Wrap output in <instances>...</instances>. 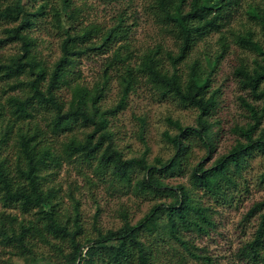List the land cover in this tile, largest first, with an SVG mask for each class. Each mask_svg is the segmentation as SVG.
I'll return each mask as SVG.
<instances>
[{
  "label": "trees",
  "instance_id": "obj_1",
  "mask_svg": "<svg viewBox=\"0 0 264 264\" xmlns=\"http://www.w3.org/2000/svg\"><path fill=\"white\" fill-rule=\"evenodd\" d=\"M56 1L58 3L27 0L28 8L32 10L28 11L23 0H0V205L14 209L19 215L17 218L16 215L0 214V249L16 258L30 256L32 259L33 248L40 244L59 255L62 264H152L149 248L137 239L140 229L154 227V219L164 214L165 231L178 240L177 227L201 230L195 220L186 217L188 212L205 221L202 215L204 209L191 205L182 187L165 186L159 181L163 174L172 176L178 172L179 163L187 153L186 148L178 135L168 137L164 132L163 136L174 147V154L163 163L155 159L153 164H146L143 156L122 159L111 147L110 133L103 130L106 120L103 113L94 107L102 90L88 92L76 84L69 86L67 76L72 73L75 58L86 48L95 47L90 42L93 36L104 45L122 33V18L116 15V23L109 29L74 24L76 11L70 7L69 0ZM103 1L117 3L123 0ZM242 5L246 21L258 28L264 40V0H151L148 7L159 26L167 27L177 45L175 54L163 53L171 66L170 71L158 67L159 61L154 57L158 48L154 47L143 53L135 70L123 63L127 59L125 53L121 56L112 51L102 72V76L106 77L109 67L121 63V72L117 74L121 98L115 109L122 106L123 97L134 88L136 73L143 76L161 97H174L180 104L195 108V128L174 126L179 135L197 136L207 149L206 118L213 108L215 91L209 89V78L203 75L198 59L185 66L183 82L179 80L174 66L184 61L197 42L211 34L217 35L219 53L227 47L226 33L233 45L251 54L249 62L238 59L232 70L237 88L250 97L248 101L237 97L248 122L232 128V132L243 142L236 139L227 153L214 160L207 169L194 166L189 181L192 189L215 190L218 181L226 179L229 165L237 171L252 149L264 151V41L262 44L253 38L254 32L247 22L244 25L248 27L242 30L230 26ZM37 19L46 21L59 38V56L49 70L40 66L31 53V39L27 32L34 27ZM9 44H16L15 51L6 53L4 50ZM219 53L212 59L206 57L205 66L212 69ZM61 85L68 86L70 91L64 110L54 96V91ZM86 99L92 105L90 112L84 107ZM46 106L52 108L53 116L40 126L34 120V114ZM167 122L171 123L168 119ZM87 124L92 128L81 139L74 134L69 135L57 143L58 151L52 149L55 141L53 134ZM254 131L258 132L256 136ZM102 141L107 143L97 154ZM70 160L88 164L93 160V172L109 175L132 193L164 194L171 197L172 202L153 205L136 224L128 225L123 221L115 230L98 231L95 237L84 238L82 245L77 240L80 226L76 209L73 207L69 221L60 219L56 211L59 204L56 190L48 185L51 183L49 177L60 163ZM136 168L144 174L141 179L133 181L130 173ZM261 177L264 178V171ZM38 193L43 194L45 207L39 205L32 210L29 198ZM249 216H255L254 230L250 239L237 248L235 256L245 264H264V199L251 205L245 217ZM180 244L187 250L185 243ZM203 259L209 263L207 258ZM0 264L12 263L5 260Z\"/></svg>",
  "mask_w": 264,
  "mask_h": 264
},
{
  "label": "rangeland",
  "instance_id": "obj_2",
  "mask_svg": "<svg viewBox=\"0 0 264 264\" xmlns=\"http://www.w3.org/2000/svg\"><path fill=\"white\" fill-rule=\"evenodd\" d=\"M150 1L123 0L109 3L103 0H69L70 7H74L76 11L74 24H89L100 30L109 29L116 23L115 16L119 14L122 18L120 22L122 33L104 45L100 39L93 36L90 42L95 47L89 50L86 48L75 58L71 67L72 73L67 76L68 85L76 84L86 88L88 92L93 89L102 90L94 107L99 113H103L106 120L103 130L110 133L111 147L122 159H138L143 156L146 164H153L155 159L163 163L174 154V147L163 136L164 132L168 137L178 135L186 148L187 153L179 163L178 172L172 176L163 174L159 181L165 186L182 187L191 205L204 209L202 215L205 221L195 213L188 212L186 217L195 220L201 230L177 227L178 240L165 231L164 214L154 219V227L140 229L137 239L149 248L152 264H245L236 258L235 253L241 244L250 239L254 230L255 216L245 217L247 210L253 203L264 199V178L261 177L264 171V151L252 149L237 171L229 165L225 172L226 179H220L215 190L207 192L202 188L192 189L189 181L194 166L207 169L214 160L227 153L236 139L243 142L232 132V128L244 126L248 122L247 114L237 97L241 96L247 101L250 97L237 88L232 70L238 59L242 58L249 62L252 56L233 45L226 33L224 36L227 47L219 53L217 35L211 34L197 42L184 61L174 66L179 80L183 82L185 66L190 61L198 59L203 75L209 78V89L215 91L214 105L206 118L208 150L197 136L179 135L177 127L174 126L177 124L179 128H195L197 110L180 104L174 97H161L139 73H136L137 81L134 88L123 97L122 106L115 109L121 98V87L117 82L119 79L117 74L122 69L121 63H114L107 69L106 77L102 76L112 51L118 52L121 56L125 53L127 59L123 63H127L135 70L139 67L143 53L157 47L158 51L154 57L159 61L158 67L168 72L171 66L164 59L163 53L175 54L177 51L173 36L169 35L166 26H159L148 7ZM48 2L58 3L56 0ZM23 3L25 9L32 11L28 8L27 0H23ZM243 9L244 5L238 10L230 26L241 30L250 26L254 32L253 38L263 44L264 40L258 28L252 23L248 24ZM246 22L248 26L244 25ZM27 33L31 39V53L34 59L45 70H49L59 56L58 35L42 19H37L34 27ZM15 45L9 44L4 51L6 53L15 51ZM218 53L219 57L213 68L205 66L204 59L206 57L212 59ZM54 96L64 110L70 99L68 86L61 85L54 91ZM84 107L88 112L92 110L89 99L85 100ZM52 112L49 106L42 107L41 111L34 114V120L43 126V123L53 116ZM167 119L171 123H168ZM91 128L92 126L87 124L53 134L55 141L51 145L52 149L57 150V143L64 141L69 135L74 134L76 138L81 139ZM257 133L254 131V136ZM106 143L107 141H102L97 154ZM94 166L93 160L89 164L72 160L61 162L59 168L49 177L51 183H48L56 190L59 199L56 211L60 219L69 221L73 207L76 209L80 226L77 240L82 245L84 238H93L98 231L104 233L106 230H115L123 221L128 225L136 224L153 205H168L172 202L171 197L164 194L132 193L109 175L93 172ZM132 171L130 174L133 181L143 177V171H138L137 168ZM29 202L32 203V210L39 205L45 207L42 193L30 196ZM0 214L16 215L19 218L14 209H7L1 205ZM181 242L185 243L193 257L183 248ZM33 249L32 259L30 256L16 258L0 249V262L9 260L12 264L63 263L59 255L40 244H36ZM203 258H207L209 263Z\"/></svg>",
  "mask_w": 264,
  "mask_h": 264
}]
</instances>
